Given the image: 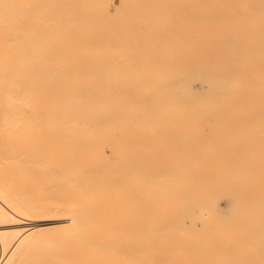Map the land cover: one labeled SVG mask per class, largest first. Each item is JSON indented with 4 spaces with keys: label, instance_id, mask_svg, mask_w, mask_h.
<instances>
[{
    "label": "bare ground",
    "instance_id": "6f19581e",
    "mask_svg": "<svg viewBox=\"0 0 264 264\" xmlns=\"http://www.w3.org/2000/svg\"><path fill=\"white\" fill-rule=\"evenodd\" d=\"M1 1L4 25L37 11ZM159 1L36 0L45 22L33 32L48 36L28 71L31 52L6 39L24 59L2 60L0 79L26 88L0 87L15 93L0 124L29 131L24 144L16 126L0 129L24 145L4 156L5 174L27 182L19 204L0 178V223L18 208L35 222L0 228V245L14 248L1 264H264V0H217L220 11ZM52 219L68 232L40 249L32 228Z\"/></svg>",
    "mask_w": 264,
    "mask_h": 264
},
{
    "label": "rangeland",
    "instance_id": "374dc122",
    "mask_svg": "<svg viewBox=\"0 0 264 264\" xmlns=\"http://www.w3.org/2000/svg\"><path fill=\"white\" fill-rule=\"evenodd\" d=\"M2 1H5V3H3ZM2 1H1V4H2V5H1V9H3L4 11H7V12H9V8H10V7L6 6L7 8H5V6H4L3 4H6V3H7L6 5H9V4L13 3L12 5H9V6H12V9H10V10H11L10 12H13L14 10H15L16 12H17V11H20V7H19V6H27V9H29V8L31 7L32 11L34 12L35 9H33V6H34L33 4H35V3H36L35 6H36V8H37V11H38V9H39V8L37 7V2H36V0H30V1H29V2L31 3L30 6H29V5H26V1H25V0H17L18 3H19V1H20V2L22 1L21 4L19 3V4H20L19 6H16V5H17L16 0H9V2L11 1V3H9L8 0H2ZM24 1H25V2H24ZM32 1H33V2L35 1V3H33ZM39 1H40V0H39ZM158 1H159V0H158ZM181 1H182V0H181ZM239 1H240V0H237V2L240 4ZM252 1H253V2H252ZM257 1H258V0H257ZM14 2H15V4H14ZM29 2H27V3H29ZM159 2H160V1H159ZM169 2H170V0H169ZM171 2H172V0H171ZM174 2L176 3L177 1H174ZM183 2H184V4H185L186 2L188 3V4L186 3L187 8H188V6H189V4H190V7H191L190 9H192V7H193V8L196 10V8H195L196 6L194 7L195 4H194V3L192 4V2H194L193 0H192V1H191V0L187 1V0H186V2L183 0ZM189 2H191V3H189ZM244 2H246V1L244 0L243 3H244ZM247 2H248V3H249V2H252L251 4H253L254 2L256 3V1H254V0H248ZM258 2H259V1H258ZM22 3H24L25 5H22ZM32 3H33V4H32ZM38 3H40V2H38ZM175 3H173V5H176ZM177 3H178V2H177ZM180 3H181V2H180ZM180 3H179V4H180ZM202 3L205 4V5H210V7H213V8H211V9H216V11H220V10H221V7H220V6H221V2H220V1H217V0H203ZM241 3H242V2H241ZM218 4H219V5H218ZM256 4H257V3H256ZM180 5L182 6V8L185 7V6L182 5V4H180ZM180 5H178V6H180ZM3 6H4V7H3ZM178 6H176V7L178 8ZM216 6H218V7H216ZM13 7H14V8H13ZM17 7H19V8H17ZM173 7H175V6H173ZM15 8H17V10H16ZM24 8H26V7H24ZM13 9H14V10H13ZM18 9H19V10H18ZM31 9H30V10H31ZM173 9H176V8H173ZM218 9H220V10H218ZM240 9H242V8H240ZM240 9H238V10H240ZM12 10H13V11H12ZM22 10H23V12H28L26 9H23V8H22L21 11H22ZM192 10H193V9H192ZM206 10H207V9H206ZM238 10H236V11H238ZM15 11H14V13H15ZM37 11L34 12L32 15L19 16V17H22V18H19L18 15H17L16 18H18V19H17V20L14 19L15 22H16V26H17V27L14 26L15 23H14L13 21H10V23H11V22L14 23L13 25H12V23L9 24V21H7L8 25H7V23H5V25H4V23H2V21H1L0 26H2V28H3L6 32L4 33V31L1 32V30H0V35L3 34V36H0V37H1L0 40H1L2 38L4 39V40L2 39L3 41H1V44L4 43V45H3V48H4V49H2L3 51H1V49H0V51H1V52H0V57H1V55H2V58L0 59V60H1V62H0V66L2 65L1 63H4V62H2V60L5 61V63L8 61V62L6 63V65H8V63L10 64L9 60H10V59H11V60L13 59L12 56L14 57V59H17V60H20V61H22L21 59H24V58H18V57L16 58V57H15L16 55H14V53L16 52V50L14 49V47H16V49L23 50V49H21V48H18L19 45H20V43H23V42H24L23 44L26 45L25 48H27V49H24V50H25V51H26V50H27V51H30V52L32 53L33 57L37 56V57H35V58H32V59L35 60V62L32 63V64L30 65V64H29L30 61L32 62V59H31L30 57H32V56H31V53L28 52V54L30 55V57L26 56L25 58L28 57V60H27V61H28L29 63H28V62H26V63H28L30 66L28 67V65L24 62V63H25L24 65H26V67L24 66L23 69L26 68V70L28 71V70L31 68V66L33 67V65H37V64H36V62H37L36 60H38L37 58H40V57H38V56H39L38 53H40V50L43 52V48L38 46L39 44H37V40H38V38H39L38 41L43 40V39H45V38L48 36V35L45 34V32H44V33H42V36H41V35H40V37L37 36V37H38L37 39H36V37H35V36H36L35 34H37V35H39V34L37 33L38 31L36 32V28H35V29L33 28V25H37V24H39V23H40V24L42 23V25H44V22H45V21L41 22L43 19L38 20V19H39V18H38L39 16H38V14H37ZM224 11H225V12H224ZM222 12H223V14L227 15L228 18L231 17V15H232V16L234 15V16H233V19H234V18H235V19L237 18V17H235V15H237L238 18H239V15H238L237 13L235 14L233 11H227V10L225 9V10H222ZM35 13H36L37 15H36ZM30 16H31V17H30ZM37 16H38V17H37ZM261 16H262V15H261ZM13 17H14V16H13ZM13 17H12V19H13ZM29 17H30V18H29ZM14 18H15V17H14ZM32 18H34V19H32ZM35 18H37V19H35ZM40 18H41V17H40ZM231 18H232V17H231ZM231 18H229V19H231ZM238 18H237V19H238ZM255 18L257 19V18H259V16L257 15ZM255 18H253V19H255ZM6 19H8V17H6ZM9 19H11V18H9ZM22 19H23V20H26V19H27V20H30V21L32 20V22L35 21L36 23H35V24L33 23V24L29 25L30 23H29V24L23 23L24 21H22ZM239 19H240V18H239ZM0 20H1V19H0ZM2 20H3V19H2ZM4 20H5V19H4ZM174 20H175L176 22L178 21V19H176V18H174ZM179 20H180V19H179ZM19 21H21V22H19ZM37 21H38V22H37ZM39 21H40V22H39ZM179 22H180V21H179ZM177 23H178V22H177ZM18 24H19V25H18ZM6 25H7V26H6ZM28 25H29V26H28ZM10 26H11V27H10ZM18 26H19V27H22L23 29H29V30H31V32H33V31L36 32L35 34H34V32H33V36L35 37V41H36V43H35L34 41H33V42L30 41V39H31V40H34V37L31 35V34H32L31 32H29L28 30H22V29H21V30H18V28H19ZM193 26H194V25H193ZM14 27H15V28H14ZM11 28H12V29H11ZM37 28H38V27H37ZM0 29H1V27H0ZM3 29H2V30H3ZM19 29H20V28H19ZM7 30H8L9 32H7ZM10 31L12 32V34H17V32H18V33L21 32V34H17V36H15V35H11V32H10ZM14 31H15V32H14ZM16 31H17V32H16ZM25 31H26V32H29L30 34H28V33H27V34L24 33ZM6 33H8V34L10 35V37L5 38V34H6ZM23 33H24L25 35H23ZM8 34H7V35H8ZM9 35H8V36H9ZM22 35H23V36H22ZM44 35H45V37H44ZM31 36H32L33 38H32ZM12 37H14V39L16 38L14 41H16V42L19 43V44L17 43V44H18V47L16 46L17 44H15V45L13 44L14 41H13V43H12L11 40L8 41L9 38H12ZM23 38H24V41H23ZM25 38H27V39H25ZM29 38H30V39H29ZM6 39H8V40H6ZM12 40H13V39H12ZM17 40H18V41H17ZM27 40H29L30 42L27 41ZM4 41H6V42H4ZM26 41H27V42H26ZM9 42H10V45H11V46L9 45ZM6 43H7V44H6ZM29 43L33 45V46L31 47V49H28V48L31 46V45H29ZM1 44H0V48L2 47ZM5 45H6V46H5ZM13 45H14V46H13ZM27 45H28V47H27ZM7 46H8V47H7ZM22 46H23V45L21 44L20 47H22ZM5 47H6V48H5ZM10 47H11V48H10ZM36 47H37V49H36ZM23 48H24V46H23ZM8 49L11 51V53H12L13 55L10 56L11 53H10V51H9ZM11 49H12V50H11ZM4 50H6V51H8V52H6V51H4ZM14 50H15V51H14ZM32 50H33V51H34V50H37V51H34V52H38V53L35 55L34 52H33ZM16 53H17V52H16ZM23 53H24V52H23ZM43 53H45V52H43ZM43 53H42V54H43ZM17 54H18V53H17ZM25 54H27V53H25ZM22 55H23V56H22ZM19 56L24 57L25 55H24V54H21V55H19ZM44 56H45V55H42L41 57L44 58ZM4 57H5V58H4ZM6 57H7V60H6ZM9 58H10V59H9ZM44 59H45V58H44ZM11 60H10V61H11ZM13 61L15 62L16 60H13ZM25 61H26V60H25ZM15 63H17V62H15ZM13 64H14V63H13ZM13 64H11L10 66H9V65H8V66L3 65V66H4L3 68H8V67L10 68ZM17 64H20V65H18L17 68H20V67L23 66L22 63H19V62H18ZM35 67H36V66H35ZM3 68L0 67V73H1V71H2L1 69H3ZM12 68H15V69H16V65H15V67L12 66ZM20 69H22V68H20ZM23 69H22V70H23ZM16 76H19V75H15V77H16ZM18 78H19V77H17L16 79H18ZM1 79H2V78H1ZM1 79H0V87H1L2 90H3V87H4V88H7V87H10V86H13V85H17V87H19V85L21 84L20 82H22V81H20V80H17L18 83L15 82V78H12V79L9 78V80H7V81L5 80V82H4V79H2L3 82L1 81ZM11 80H12V81H11ZM13 82H14V84H13ZM19 83H20V84H19ZM23 83H26V82H23ZM12 84H13V85H12ZM21 85H22V84H21ZM13 87H15V86H13ZM25 88H26V86L23 87V88L19 87L18 89H23V90H24ZM28 88H29V87H28ZM28 88H27V90H28ZM1 89H0V102H1V101H4L3 99H6V101H4L5 104H4V102H2L4 105H6V104H7V101H8V100H7V97L11 98V95H14L15 93H13V92H8V93H7V91H5L6 89H5L4 91H2ZM7 90H8V89H7ZM27 90H26L25 93H28ZM29 90H31V89H29ZM17 93H18V92H17ZM1 95H2V96H1ZM7 95H8V96H7ZM19 96H22V95L19 94ZM19 96H18V97H19ZM23 97H25V96H23ZM28 97H29V99L31 98L30 95H29ZM9 98H8V99H9ZM31 100H32V99H31ZM3 104L0 103V106L3 105ZM4 108L6 109V106H4ZM4 108L1 107V109H4ZM1 109H0V110H1ZM1 111H3V110H1ZM4 111H5V110H4ZM3 115L5 116V112H4ZM3 115H2V116H3ZM4 116H3V118H4ZM0 120H1V115H0ZM3 120H4V119H3ZM10 121H11V122H14L12 119H11ZM24 121H25V120H24ZM1 122H2V120L0 121V123H1ZM9 123H10V122H9ZM11 124L14 125V126H12ZM11 124L6 125L5 128H6V129H9V130H8L9 132H12L11 130H13V127L16 126L17 129H20V132H19V133H18V132H14V134H15V133H18V134L21 136V138H23V140H21L20 138H16V137L19 136L18 134H17L18 136H17V135L14 136L13 134H12V135H13V136H12V135L9 133V134H10V138L8 137V141H9V139H11L10 141H13V142H11V143H13V144H8V143H10V142L7 143L6 139H7V136H9V134L7 133L6 130H5V132H2L3 130H0V145H2V146H0V166H1V167H0V178L3 179V180H5V181H6V179H7L6 182H9V183H7V185L9 184V185H8L9 187H12V188H13V187H14V184H16V190H15V192H17V190L20 192V190H19V187H20V186L17 187V185H18L19 183H21V181L23 182L24 179L21 180V181L19 180V183L17 184L16 182L18 181V178H17V181L14 180V178L16 179V177H15L16 175L14 176V175L12 174V175H13V176H12L11 174H7V175L5 174V172H7V168H6L7 164H8V165H9V164H12V162H11L10 160H9L10 163H8V162H9L8 160L5 162V160L7 159V158H5V157H6V156L9 157L8 154H12L13 152H14V155H16L17 153H16L15 151H17V152H20V151H21V149H19L20 151H19V150H15L16 148H14V147L17 146V148H20V147L24 146V145H21V146H20V144H22L23 142H24V144H26L25 142H26V139L28 140L27 133H28L29 130H27V128H26L27 125H25L24 127L22 126V125H24V124H22V122H21V125H19V124H15V122H14V123H11ZM21 126H22V127H21ZM7 127H9V128H7ZM10 127H11L12 129H10ZM1 128L3 129L4 127H2V125L0 124V129H1ZM5 128H4V129H5ZM18 131H19V130H18ZM11 136L14 137L15 139H17L18 141L21 140L22 143H21V142H17V141H15V142H16V143H15V142H14V138L12 139ZM19 139H20V140H19ZM4 140H5V142H4ZM1 143H2V144H1ZM14 143H15V144H14ZM7 146H8V148H7ZM13 146H14V147H13ZM18 146H20V147H18ZM10 148H12V149L10 150ZM13 148H14V151L12 152ZM7 149H8V150H7ZM9 150H10L12 153L9 152ZM6 153H8V154L6 155ZM4 156H5V157H4ZM16 156H18V155H16ZM16 156H15V157H16ZM3 157H4V158H3ZM11 158H14V157H11ZM11 158H9V159H11ZM16 158H17V157H16ZM4 159H5V160H4ZM11 160H12V159H11ZM18 160H19V159H18ZM18 160L15 159L16 162H17ZM12 161H13V163H14V160H12ZM18 162H19V161H18ZM22 163H24V162L21 160V161L19 162V164H22ZM14 164H15V163H14ZM16 165H17V164H16ZM1 168H2V170H1ZM5 168H6V170H5ZM8 170H9V168H8ZM13 171H14V169H13ZM7 173H8V172H7ZM10 173H12V171H10ZM1 175H2V176H1ZM5 175H6V178L4 177ZM9 176H10L11 178H10ZM3 177H4L5 179H4ZM17 177H18V176H17ZM9 178H10L11 180H10ZM19 178H20V177H19ZM1 179H0V181H1ZM25 179H26V178H25ZM8 180H10V181H8ZM27 180H29V179H27ZM13 181H15V183H14ZM1 182H2V181H1ZM25 182H26V180H24V183H25ZM29 182H30V181H29ZM29 182H28V183H29ZM26 183H27V182H26ZM4 184L6 185V183H4ZM0 185H3V183L0 184ZM21 185H22V184H21ZM30 185H31V184H30ZM9 187H8L7 190H8V191H9L10 189L12 190V191H11V197H12V195H13L12 192H14V189H12V188L9 189ZM0 188H1V187H0ZM2 188L4 189V187H2ZM14 188H15V187H14ZM5 189H6V187H5ZM29 193H30V192H29ZM9 194H10V191H9ZM20 194L22 195V192H21ZM17 195H18V192H17V194L14 193L13 197H14V196H17ZM29 195L32 196V194H28V193H27V196H28V197H29ZM33 195H35V194H33ZM11 197H10V199H11ZM19 197H20V196H17V200H18V201H17V200H16V201H17L19 204H20V203H23V202H20V201H19V200L22 199V198L20 199ZM34 198H36V197H34ZM15 199H16V198H14V200H15ZM29 199H30V198H29ZM21 201H23V200H21ZM9 203H10V202H9ZM14 203H15V202H11L10 205H12V204H14ZM18 203H16V204H18ZM16 204H14L16 207H18V206L20 207V205H16ZM26 204H27V203H26ZM27 205H28V206H27ZM27 205H26V207L24 208V210H26L27 207L29 208V204H27ZM22 208H23V207H22ZM28 208H27V210H28ZM16 209H17V208H15L14 210H15V211L19 210L20 213L22 212V213H25L26 215H25V214L20 215V213L18 214V211H17V214H18V215H17L16 212H15V213H14V214H15L14 216H15L16 218H11V221H7V222L5 221V222H2L3 224L0 223V228H1V229L5 228L6 230H21V228H22V229L24 228V230H25L26 227L29 228V227L33 226V223L35 222L33 219H35V218H34L33 216H29V215H32V214H31V210H30V213H29V210L23 212L22 209H21L22 211H21L19 208H18L17 210H16ZM26 212L29 213V214L27 215ZM33 215H34V214H33ZM17 216H18V217H17ZM20 216H21V217H20ZM34 216H36V215H34ZM19 217L22 218V219H20ZM17 218H18V219H17ZM14 219H15V220H14ZM19 219H20V221H19ZM30 219H31L33 222L30 221ZM12 220H13L14 222H13ZM16 220H17V223H16ZM23 220H24V221H23ZM26 221H27V222H26ZM11 222H13V223H11ZM24 222H25V223H24ZM31 222H32V224H31ZM39 222H40L39 225L36 226V228H32V229H34V230H35V229L39 230V231H37L39 234H37V232H36L37 236L39 235L38 237L36 236V237L38 238V239L36 238V240H39V241H37V242H38L37 244H36V243H33V244H36L37 246H38V245L41 246L42 248H40V249H43V247H44V249H45V247H53V246L55 245V244L52 243L53 240H55V243H56V245H57V241L61 242L62 237L65 235V232H66V233L68 232V231H65V228H64V227L61 228L60 226H58V225L61 224V222H55V220H53V219H52V220H49V221H48V220H45V222H44V221H39ZM41 222H42V223H41ZM51 222H52V223H51ZM10 223H11V224H10ZM1 224H2V227H1ZM12 224H13V225H12ZM14 224H15V225H14ZM17 224H18V225H17ZM8 225H9L11 228H10ZM26 225H27V226H26ZM55 225H57V226H55ZM6 226H7V227H6ZM16 226H18V228H16ZM51 226H52V228L57 227V228H55V231H54V232L52 231ZM13 227H14L15 229H14ZM7 228H9V229H7ZM12 228H13V229H12ZM39 228L42 229V230H40ZM45 228L47 229V231H48V229L51 230V231H48V232H49V233H48V232L46 231ZM43 229H45V231H44ZM63 229H64V230H63ZM3 230H4V229H3ZM6 230H5V231H6ZM57 230H59L60 232H59V231L57 232ZM66 230H67V229H66ZM30 231H32V230H30ZM64 231H65V232H64ZM45 232H47L48 234L45 233ZM55 232H56V233H55ZM52 233H54V234H52ZM58 234H59V235H58ZM48 235H49V236H48ZM56 235H57V236H56ZM60 235H61V236H60ZM54 236H55L56 238H54ZM48 237H49V238H48ZM57 237H59V238H57ZM41 238H42L43 240H42ZM47 239L49 240V242L51 241L50 239H52V242H50V243L53 244V245H50V243L47 241ZM58 239H61V240H58ZM41 241H42L43 243H42ZM0 243H2V242H0ZM40 243L43 244V245H41ZM44 243H45V244H44ZM46 244H48V246H45ZM58 244H59V243H58ZM25 245H26V244H25ZM25 245H24V246H25ZM30 245H32V244L27 243L26 246H28L29 248L26 247V246H25V247L22 246V248L26 249V251H27L28 249H30V248L32 249V248H33V247H30ZM36 245H34V246L37 248ZM0 246H1V245H0ZM3 246H4V245H3ZM10 246H13V245H10ZM10 246H8V247H10ZM5 247H6V246H5ZM14 247H19V248L15 249V250H17V252H18V251L20 250V248H21V246H14ZM56 247H57V246H56ZM11 248H13V247L8 248V249H10V250H8L7 247H6L5 250H6V249H7V250L5 251V250H4V247L1 246V247H0V250L2 249L1 251L4 250L3 252H6V253H7V251H13V250H14V248H13L12 250H11ZM22 248H21V250H22ZM27 248H28V249H27ZM54 248H55V246H54ZM40 249H36V250H40ZM36 250H35V249L31 250V256L29 257V259L31 258L30 261H33V263L36 262V261L38 260V259H37L38 256L36 257V254H35V256H34V257H36V258H35L36 260H35V261L32 260V258H33V256H32L33 254H32V253H33V252H36V253H37L38 251H36ZM50 250H52V249L50 248ZM43 251H44V250H43ZM28 253H29V250H28ZM37 254H38V253H37ZM33 259H34V258H33ZM29 263L31 264V262H29ZM0 264H1V263H0ZM34 264H35V263H34Z\"/></svg>",
    "mask_w": 264,
    "mask_h": 264
}]
</instances>
